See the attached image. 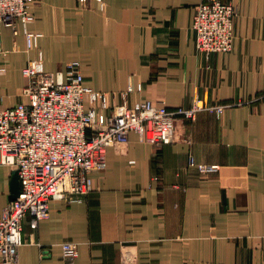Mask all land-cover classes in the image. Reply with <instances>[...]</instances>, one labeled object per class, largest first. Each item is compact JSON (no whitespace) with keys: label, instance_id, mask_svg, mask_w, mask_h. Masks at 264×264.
<instances>
[{"label":"crops","instance_id":"obj_1","mask_svg":"<svg viewBox=\"0 0 264 264\" xmlns=\"http://www.w3.org/2000/svg\"><path fill=\"white\" fill-rule=\"evenodd\" d=\"M200 1L29 0V48L22 23L0 26V109L27 102L30 59L50 72L78 64L96 124L144 100L224 105L177 119L171 143L129 132L109 146L85 196L52 199L36 226L23 219L17 264H264V0H224L237 8L233 48L208 55L192 29ZM189 154L218 169L200 173ZM13 170L0 161V205Z\"/></svg>","mask_w":264,"mask_h":264},{"label":"built area","instance_id":"obj_2","mask_svg":"<svg viewBox=\"0 0 264 264\" xmlns=\"http://www.w3.org/2000/svg\"><path fill=\"white\" fill-rule=\"evenodd\" d=\"M31 15L29 0H0V26L9 25L16 33L22 23L28 48L33 33L25 25ZM236 15V6L228 1L201 0L192 21L196 50L205 55L231 51ZM22 74L27 78L22 89L27 102L0 109V161L16 169L20 180L19 195L0 205L1 264H17L23 219L30 216L36 226L49 218L52 199L85 196L89 174L105 168L107 148L125 140L129 132L149 143L168 144L174 140L177 119L192 121L201 110L220 115L224 109L200 98L175 109L144 100L137 107L117 105L107 123L96 124V110L86 109L83 102L86 93H95L85 84L78 64L50 72L30 59ZM188 165L204 174L218 169L217 164L197 162L191 154ZM60 246L64 259L77 256L75 242Z\"/></svg>","mask_w":264,"mask_h":264},{"label":"water","instance_id":"obj_3","mask_svg":"<svg viewBox=\"0 0 264 264\" xmlns=\"http://www.w3.org/2000/svg\"><path fill=\"white\" fill-rule=\"evenodd\" d=\"M20 193V180L17 174V170L12 171V176L10 180V200L15 199Z\"/></svg>","mask_w":264,"mask_h":264}]
</instances>
